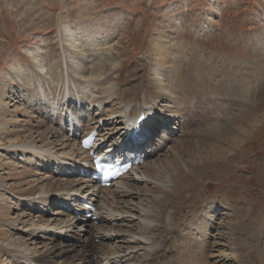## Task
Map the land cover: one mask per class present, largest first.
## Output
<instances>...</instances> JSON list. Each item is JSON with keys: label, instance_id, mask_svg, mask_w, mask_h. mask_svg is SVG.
Segmentation results:
<instances>
[{"label": "bare ground", "instance_id": "1", "mask_svg": "<svg viewBox=\"0 0 264 264\" xmlns=\"http://www.w3.org/2000/svg\"><path fill=\"white\" fill-rule=\"evenodd\" d=\"M82 23L78 25L76 31H72L70 27V30L65 29V37L68 40L67 47L73 55L72 58L70 57V65L71 69L77 73L79 72V74L93 75L95 73V63H93L94 60L87 62L89 56H87L86 51L90 47L97 45L105 46L113 42L112 39L116 33L117 22L114 16L108 12L106 15L99 13L95 17L93 16L89 23ZM160 44L158 41L153 42L156 59H154L153 66V75L155 76V87L153 88L155 90H152V93L151 87L144 85L141 80L142 77H138L137 75L132 78L136 82L134 85H131L126 90L118 87L122 72L121 67H119L120 56L112 58L113 60L109 63V68L106 69L110 71L118 64L117 70H115L118 77L114 79L110 75L105 76V81L100 87L101 90L97 88L98 97L92 100L88 96V93L85 94L83 92L87 91V89L90 90V87L97 86L98 80L83 82V85L78 83L76 86L72 80V85L74 84L73 88L76 87L77 90L62 94L60 102L55 103L52 100L53 97L51 101L49 99V95L51 94L47 92L51 90V87H45V90V84L39 83V75L44 72L46 73V70L44 60L39 54L40 52L37 51V56L33 55L31 57L37 69V71L33 69L35 70V74L30 68L29 70L28 68L24 69L21 65L16 68L12 66L17 72L16 77H21L19 73L23 75V78L21 77L22 81L16 83L17 91L15 93L12 89V84L6 82L8 75L5 76L3 74L0 76V146H4L2 152H5V155H9L10 153L15 154L16 150L19 149L23 154L26 152L30 153L31 157L38 160V164L34 163V165L36 167L35 171L39 175L32 173V170H29L28 167H21V171L19 170L17 173L20 176H17V178H20L21 186L26 188L24 190H22V187L8 186L5 179L0 177V188L4 189V192H0V264H5L6 261H9L10 264H12L11 262L17 264H113L121 261L128 262L132 255L134 257V254L131 253L134 251L137 243L134 246L127 245L125 248L121 247L124 244L123 242L127 241V234H125L127 230L123 231L122 229L128 228L131 230V226L129 225L133 222L134 217L140 221V226L137 227L138 230L134 235L140 236L144 240L143 244H138L137 246L143 245L148 249V252H145V256L141 257L140 263L143 259L142 264H201L204 262L203 258L205 256L201 257L200 251L198 250V252L194 249L195 247L193 248V242L198 239L197 235H200L197 241L206 242L210 229L214 227L209 226V222L207 223L209 219L206 221V217L209 216L216 219L217 216H220L221 211L224 210L218 209L224 206L217 205L214 208H207L201 204L197 209L201 206L203 209H199L196 212V209L193 210L194 212L191 210L192 214L187 219L182 220L183 223L176 221V215L179 213V210L177 211V203L179 201L175 199V195L178 193L176 185H185L186 190L199 186L206 176L205 170L207 169V166H205L198 170H192L191 167L193 166L181 163V160L183 157L190 160H202L205 158L198 165L207 163L210 160H214L213 162L216 163H224L228 159L229 154H232L234 151L237 153L241 151L243 143L251 140L260 131L264 123V108L256 111L258 110L256 109L258 105L256 101L258 99L253 101V98L251 99L250 97V89L253 88V83L251 84L247 80L248 77L245 80L242 75L236 72L234 78L230 76L228 78V73L225 70L221 86L207 84L208 86L202 87L208 94L203 90L201 91L200 87L193 88L191 86L190 89H187L185 84H181L180 80L174 85L171 83V86L168 82L170 79L175 78L177 73L172 74L171 72L169 75V72H167L165 74V72L161 71V67L171 62L175 51L166 49L163 47L164 44L163 46ZM261 45L263 44L261 43ZM75 50H77L76 53L74 52ZM143 66L142 64L136 67L133 73L143 70ZM49 67L50 70L56 69L57 64L54 62ZM105 67H102L104 73L106 71ZM54 74H50L49 82L51 83L53 79L57 80L59 73L56 71V74ZM253 75L255 77L254 81L259 79L260 75L255 73ZM12 78L16 82L15 76H12ZM231 78L233 81H230ZM179 89L182 90L178 92L177 90ZM219 90L224 95L216 94ZM235 90L237 93L233 95L232 91ZM149 92L151 93L150 96L148 95ZM11 93H14L18 99L21 101L23 99V101L13 103L14 100H11L10 97ZM228 93L242 101L237 104L239 108H236L235 113H225L224 111V102L226 101L227 103L228 101L224 96ZM209 94H214L215 96L203 98V96ZM138 95H142L141 100L135 102L138 100L136 98ZM107 98L111 99V101ZM114 98L118 100L116 105L119 108L108 111L107 106L109 105L107 104L113 103L115 101ZM107 101L108 103L106 104ZM167 102L169 106L163 109ZM233 102L236 103V101ZM163 103L165 104L163 105ZM11 108L14 110L11 111ZM91 110L94 111L93 115L90 113ZM80 112L85 116L83 117L84 123L83 118L80 117ZM66 113H69L72 119L65 121L66 118L68 119ZM140 114H143L146 120L141 127V131L136 133L138 136L132 138L129 134L125 135V133L133 131L136 127V120ZM152 115H160L163 118L160 120L157 118L150 120ZM38 116L41 121L38 120ZM62 116H65V119ZM34 118H37L36 125L30 123ZM63 121L68 122L69 129L70 126L75 125V122L85 132L89 129H96L101 138L110 140L111 146L107 149L111 147L116 148L120 144L127 149H132L133 152L140 154L141 157L146 158L148 161L134 172V177L133 175H127L120 182H117L116 184L120 187L111 186L108 188L107 192L111 196L110 199L104 193V189H93L92 181L87 178H83L81 186L78 189L75 188L77 187L75 180L65 182L60 180L53 181V177H51L52 173L58 175L65 172L75 176L72 170L76 172L89 171L86 167L87 163L84 152L79 150L74 138H68L62 132L61 124ZM168 122H173V125L169 127L167 125ZM157 127L161 129V136L160 138H153V134L157 132ZM173 130L183 133L180 135L182 138L178 141L176 140L173 147L166 150V140H175ZM115 132L117 136H114ZM25 133H27L26 136ZM161 139H165V145H162ZM189 144L194 145L187 146ZM178 145L181 147L178 151H175L171 160H161L163 153H169V151H172ZM154 156L156 158H152ZM79 160L83 161V163H79ZM158 161H160V164L156 165ZM10 166L2 165V160L0 159L1 172L9 170L14 173L15 167L13 163L11 164L10 162ZM155 167L160 168L161 172L157 168L155 169ZM16 168H19V166H16ZM139 171L143 173V176H140V178L144 177V179L146 178L158 183H144V188L148 183L152 185L148 192L151 194L149 198L143 196L146 191L141 190L139 187V184L142 182L138 181L139 178L137 179L136 176ZM193 171H197V174L200 176L199 179L193 178ZM188 178L193 179L189 181ZM169 183L171 186H168ZM37 185L39 188L35 190ZM90 188L92 189L91 191ZM79 190H81L80 196L74 195ZM71 191H73L72 195ZM193 191L190 196L185 198V200L192 199L193 203L189 205V209L197 201L201 200V190ZM5 192L8 193L7 197L4 196ZM136 192L138 194L137 198L134 197L137 195ZM37 194L42 195L36 197ZM70 196L73 197V205L70 206L72 212L66 215L67 213L64 209L67 208V205L65 206V204L69 203H62L61 200H69ZM11 199L14 201L13 206L16 205L13 210L19 213L10 219V214L8 215L7 211L3 208L4 206L1 204V201L4 200L9 203ZM121 200L123 203H120ZM84 201L92 202L97 207L96 212L92 215L95 216L93 220L100 221L103 224L101 227L94 229L86 224L87 221H92L90 217L84 218L83 214H80V216L73 214V211L78 210V208L76 210H73V208L75 206L80 207V204ZM142 202L145 204H141ZM167 202H171L170 206L167 205ZM17 204L21 208L27 207L26 209L28 210L22 211L17 207ZM39 205L43 207L41 208L42 211L46 210L45 207L57 206L54 211L48 213L55 217H50L46 220L35 219L34 216H31L30 211ZM111 205L115 208H111ZM104 208L108 209L103 211ZM214 212L217 213L213 214ZM69 215H73L72 219L64 220L62 218L65 216L68 218L70 217ZM6 217H8L7 220ZM35 217H40V215L36 214ZM126 217L129 218L125 219ZM107 219L108 222L123 221L125 224L118 228H112L107 223ZM71 225L77 229L85 226L82 230L86 233L85 238H87V241H82L77 236H64L61 232L56 231L58 229H67ZM81 228L78 230H81ZM43 235L45 236L43 237ZM95 238H101L102 242L110 240L112 245L117 247L118 250L114 248L113 252H100L93 245V239ZM177 238H180V241H175ZM39 239L43 242L42 248L35 245ZM54 239L60 244H57ZM43 240H47L49 243L45 244ZM175 242H177L176 246H179L180 250L178 251L175 250ZM156 243L159 244V247L153 249ZM101 249L104 250V246ZM171 250H175L174 255L170 259H166L167 253ZM204 251L208 253L207 250ZM56 257L61 262L53 263L52 259ZM236 260L237 258L235 257L234 261ZM248 264H251V262H248Z\"/></svg>", "mask_w": 264, "mask_h": 264}, {"label": "rangeland", "instance_id": "2", "mask_svg": "<svg viewBox=\"0 0 264 264\" xmlns=\"http://www.w3.org/2000/svg\"><path fill=\"white\" fill-rule=\"evenodd\" d=\"M108 12L114 16L117 22L116 33L114 37L112 36L113 42L105 46H93L86 51L87 56H89L87 62L94 60L95 73L93 75H84L73 71L70 65L73 55L67 47L68 40L65 37V29L76 31L78 25L82 22L89 23L93 16L95 17L99 13L106 15ZM154 41H158L162 46L164 44L163 47L166 49L175 51L171 62L165 64L164 68L161 67V71L165 72V74L167 72H169V75L171 72L172 74L177 73L175 78L169 80L168 84L171 85L172 83L174 85L180 80L181 84H185L187 89H190L191 86L193 88L200 87L201 91L203 90L208 94L202 87L213 84V86H221L225 70L228 73V78L229 76L234 78L236 72L242 75L245 80L248 77L247 80L251 84L253 83V88L250 89V97L251 99L253 98V101L258 99L256 101L258 104L256 109L258 110L256 111L264 108V0H0V76L3 74L9 76L6 77V82L12 84L14 93L17 91L16 83L22 81L21 77L23 75L19 73L21 77H16L17 72L13 67L16 68L21 65L24 69L30 68L33 72L37 71L33 58H31L33 55L37 56L36 51L40 52L39 54L44 60L46 70V73L44 72L39 75V83L45 84L44 89L45 87H51V90L47 92L51 94L49 95V99L51 100L53 97L52 100L55 103L61 101L62 94H65V92L75 91L76 87L73 88V81L76 86L78 83L83 85V82L98 80V87H90V90L87 89V91L83 92L85 94L88 93L91 100L97 98L99 95L97 94V88L101 90L100 87L105 81V76L110 75L114 79L118 77L115 71L118 64L114 69L110 71L106 70L109 68V63L116 56L121 57L119 67L122 70L118 87L126 90L131 85H134L136 82L132 78L137 75L138 77H142L141 80L144 85L151 87L152 93V90H155L153 88L155 87L153 66L154 59H156L153 46ZM76 51L74 52L76 53ZM54 62L57 64V67L50 70L49 65L51 66ZM142 64L144 65V69L133 73L135 68ZM103 66H106L105 73L102 68ZM56 71L59 73L57 80L53 79L52 83L49 82L50 74H56ZM254 73L260 75L259 79L255 81ZM12 76H15L16 82H14L15 79ZM232 78L230 81H233ZM35 82L38 84L37 81ZM235 91H232L233 95H236L237 91ZM14 93L10 94L11 100H14L13 103L22 102L23 99L21 101ZM151 93L149 92L148 95L150 96ZM230 93L224 96L228 99L227 103L226 101L224 102L225 113H235L236 108H239L237 104L242 102L241 99H236ZM216 94L224 95L220 90ZM208 96L215 95L209 94L203 96V98H207ZM141 97L142 95H138L136 97L138 100L135 102L141 100ZM109 100L111 101V99ZM114 100L113 103L106 102L109 105L107 106L108 111L119 108L116 105L118 100L116 98ZM233 101H236V103ZM168 106L167 102L163 109ZM10 110L14 109L11 108ZM90 113L93 115L94 111L91 110ZM39 118L38 116V120H40ZM36 120L37 118H34L30 123L36 125ZM62 132L66 133L64 126ZM181 134L183 133L175 131V140H166V150L173 147L176 140L178 141L182 138ZM160 136L161 134L157 132L153 135V138H160ZM160 142L163 143L162 145H165V139H161ZM192 145L194 144L187 146ZM3 147L0 146L2 165L10 166V162L11 164L13 163L15 167L14 173H16L14 174L13 171L9 170L0 171V177L5 179L8 186L22 187L20 178H17V176H20L17 173L21 167H28L29 170H32V173L38 175L34 165V163L38 164V160L31 157L30 153L26 152L23 154L18 149L15 154L10 153L9 155H5V152H2ZM180 147V145L175 146L169 153H163L161 160H171L175 151H178ZM161 149L163 150L162 147ZM152 158L151 160L153 161ZM227 158L224 163H216L213 162L214 160H210L202 165L198 164L204 161L205 158L202 160L182 158L181 163L193 166L191 167L192 170H198L205 166H207V169L205 170L206 176L199 186L186 190L185 185H176L178 193L175 195V199L179 201L177 203V211L179 210V213L176 215V221L183 223L182 220L187 219L193 210L196 209V212L199 209H203L202 206L197 209L201 204L207 208L223 205L224 207L218 210H224L221 211L220 216H217L216 219L214 217H206V221L209 219L207 221V223L209 222V226H214L210 229V235L208 234L209 237H207L206 242L197 241L200 235H197L198 239L193 242V248L195 247L194 249L200 251L198 252L201 257L205 256L203 258L204 262L201 264H248V262H251V264H264V123L260 131L251 140L243 143L241 151L238 153L234 151ZM159 164L160 161L156 163V165ZM16 166H19V168H16ZM157 170L160 171V168H157ZM140 173L141 171L137 172L136 175L137 179L139 178L138 181H142L139 187L141 190L146 191L143 196L149 198L151 194L148 192L152 187L149 183H158L153 180L144 179V177L140 178V176H143V173ZM68 174L65 172L58 175L52 173L51 177H53V181L60 180L62 182L77 179L75 176L72 177L71 175L70 177ZM193 178H200L197 171H193ZM193 178H188V180L191 181ZM147 182L149 183L144 188V183ZM168 186H171V184L169 183ZM38 188L39 186L37 185L35 190ZM0 189H2L0 192H4L3 188ZM24 189L26 188L22 187V190ZM193 190H201V200L197 201L189 209V205L193 203L192 199L185 200V198L190 196L194 192ZM104 193L109 199L111 198L107 190ZM41 195L37 194L36 197ZM4 196L7 197L8 193L5 192ZM137 196L138 194L134 197L137 198ZM120 203L119 205H121ZM1 204H3V208L7 211L8 215L10 214V219L19 213L13 210L16 205L13 206L14 201L12 199L9 200V203L3 200ZM141 204L144 205L145 203L142 202ZM170 204L171 202H167L168 206ZM17 207L22 211L28 210L26 209L27 207L21 208L18 204ZM41 208L43 207L39 205L31 210V216H34L37 220L55 217L48 213L54 211L57 206L47 207L44 211ZM111 208L114 209L115 207L111 205ZM107 209L104 208L103 211ZM164 212L166 213V211ZM215 213L217 212L213 214ZM36 214L40 215V217H35ZM62 218L64 220L68 219L66 217ZM127 218L129 217L125 219ZM7 219L8 217H6ZM139 222V219H135L134 217L133 222L129 225L131 226V230L128 228L122 229L123 231L127 230V233H125L127 234V241L125 240L121 247L125 248L127 245L134 246L136 243L137 245L143 244V238L134 235L138 230L137 227L140 226ZM107 223L112 228H118L125 224L123 221L108 222V219ZM86 224L94 229L103 225L100 221H87ZM83 228L78 230L71 225L67 229H58V231H61V234L64 236H77L80 240L87 241V238H85L86 233L82 230ZM78 231L79 234L77 235ZM149 237L151 236L149 235ZM43 241L45 244L49 243L47 240ZM55 241L57 244H60L57 240ZM175 241H180V238H177ZM176 244L177 242H175V246ZM35 245L42 248L43 242L39 239ZM93 245L102 253L113 252L114 248L118 250L117 247L112 245L110 240L102 242L101 238L93 239ZM137 245L136 247L138 248L135 247L134 251L132 249L133 252L131 254H134V257L132 255L130 261L121 262L122 264L143 263L144 259L141 263L140 259L145 256V252H148V249L143 245H141L143 247L140 246L141 248ZM103 246L105 251L101 249ZM158 247L159 244L156 243L153 249ZM175 250H180L179 246H176ZM175 250L169 251L166 259H170L174 255ZM204 250H207L208 253H205ZM235 257L237 258L236 261H234ZM59 261L61 262L57 257L52 259L53 263ZM5 264L10 263L6 261Z\"/></svg>", "mask_w": 264, "mask_h": 264}, {"label": "snow or ice", "instance_id": "3", "mask_svg": "<svg viewBox=\"0 0 264 264\" xmlns=\"http://www.w3.org/2000/svg\"><path fill=\"white\" fill-rule=\"evenodd\" d=\"M144 119H145V117H141L140 118L141 122L144 121ZM98 167H102V166L98 165Z\"/></svg>", "mask_w": 264, "mask_h": 264}]
</instances>
